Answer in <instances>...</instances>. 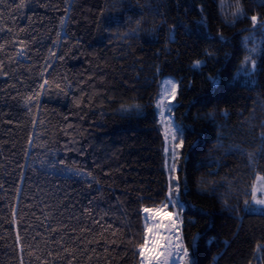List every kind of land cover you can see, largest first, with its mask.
<instances>
[{
    "label": "trees",
    "instance_id": "1",
    "mask_svg": "<svg viewBox=\"0 0 264 264\" xmlns=\"http://www.w3.org/2000/svg\"><path fill=\"white\" fill-rule=\"evenodd\" d=\"M168 77L192 262L264 263V0H0V264H142Z\"/></svg>",
    "mask_w": 264,
    "mask_h": 264
},
{
    "label": "snow or ice",
    "instance_id": "2",
    "mask_svg": "<svg viewBox=\"0 0 264 264\" xmlns=\"http://www.w3.org/2000/svg\"><path fill=\"white\" fill-rule=\"evenodd\" d=\"M251 20L255 25L257 21L256 16H252ZM254 51V50H253ZM200 63V62H197ZM215 83V81H213ZM164 84L166 85L161 96V100L158 103V110H160L161 116L165 115L164 110H170L172 107L171 100L176 96V85L172 84L171 81H165ZM171 84L170 90L167 88V85ZM167 101V103H165ZM183 135V129H181L178 125L173 126L172 120L169 119L167 121V127L165 128V138L167 139L169 135L173 141L177 139V135ZM183 144V140L180 141L179 145L176 147H180ZM166 153L168 149H165ZM173 158L175 159L177 153L173 150L172 152ZM169 171L174 173L176 171V164L172 163L169 167ZM259 181L264 184V176L257 177ZM173 182H175V187H173ZM264 191V188L260 189ZM179 192H180V185H179V177L170 176L169 178V186L168 192L165 195V201L161 207L167 208L171 205L175 208L177 205L182 210L185 205L182 201L179 200ZM257 188H253L251 195L252 199L257 205L264 206V199H257L256 197ZM175 197V199L173 198ZM248 201H245V205H248ZM145 216V232L149 234L145 238V243L138 245L140 249V256L142 257V264H144V260H147V264H180L183 261V264H189L188 256L189 252L188 249L183 248L182 245L179 243V238L177 237V224L176 219L169 218L167 222H165L162 218H157L154 213L159 211V208L152 209V208H144L143 209ZM176 216H179L180 213H176ZM171 233V235H161V231ZM195 246V241H194ZM163 247L164 251L160 252V248ZM147 249V251H145ZM183 252V256L180 253ZM149 253H156V255H149ZM194 264V261L192 262Z\"/></svg>",
    "mask_w": 264,
    "mask_h": 264
},
{
    "label": "rangeland",
    "instance_id": "3",
    "mask_svg": "<svg viewBox=\"0 0 264 264\" xmlns=\"http://www.w3.org/2000/svg\"><path fill=\"white\" fill-rule=\"evenodd\" d=\"M165 81H171L172 84H175L176 85V95H177V89H178V82H177V80L175 78H173V77L164 78L162 80V82H161V92H160V96H159V98L157 100V106H158V103L161 100V96H162L163 91H164V88L166 86L164 84ZM167 88L170 90L171 84H168L167 85ZM175 98H176V96H175ZM175 98L171 100L172 107L170 108V110H164L165 111V115L164 116H161L160 110H158V107H157L159 119H160V121H161V123H162V125L164 127V132H165V128L167 127V121L169 119L172 120L173 126H177V125L179 126V124L177 123L175 114H174V107L176 105V99ZM165 103H167V101H165ZM165 140H166V148L168 149V151L166 153V165H167V169H168L169 176L178 177V174L177 173H178V170H179V164H178L177 159L180 158V156H181L180 147H176V145H179V143H178V135H177V139L175 141L172 140L171 135H169L167 139L165 138ZM173 150L177 153L175 159L173 158V155H172ZM172 163H175L176 164V171L174 173H172V172L169 171V167L171 166ZM259 176H263V175L259 174L257 177H259ZM257 177H256V179L254 181L253 188L254 187L257 188V193H256L257 199H264V191H261L260 190L261 188H264V184H262V182L259 181L257 179ZM179 185H180V182H179ZM173 187H175V182H173ZM180 195L181 194L179 192V200L182 201ZM173 198L175 199V197H173ZM161 206L156 207V208H152V209L159 208V211H156L154 213V215L158 219L159 218H162L165 222H167V220L170 217L173 218V219H176V224H177V228H178L177 237L180 239L179 240V243H180V245L183 246V248H186L185 242H184V239H183V233H182V210L183 209L181 210L178 205L175 208H173L171 205H169L166 209L163 208V207H161ZM247 208L250 211L264 212V206L255 204V202L253 201V199H251L250 203L247 205ZM176 213H180V215L179 216H176L175 215ZM169 234L170 233L164 232L163 230L161 231V235H169ZM159 251L160 252H163L164 251L163 247H161ZM188 252H189V250H188ZM149 255H156V253H149ZM180 255L183 256V252H181ZM187 259L189 261V264H192V259H191L190 255L188 256ZM144 264H147V261L146 260H144ZM180 264H183V261H181Z\"/></svg>",
    "mask_w": 264,
    "mask_h": 264
},
{
    "label": "bare ground",
    "instance_id": "4",
    "mask_svg": "<svg viewBox=\"0 0 264 264\" xmlns=\"http://www.w3.org/2000/svg\"><path fill=\"white\" fill-rule=\"evenodd\" d=\"M169 235H171V233L169 234ZM177 235V234H176ZM180 237V236H179ZM180 240V239H179ZM145 251H147L146 249H145ZM147 261V260H146Z\"/></svg>",
    "mask_w": 264,
    "mask_h": 264
}]
</instances>
